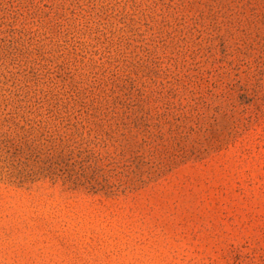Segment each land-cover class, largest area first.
Listing matches in <instances>:
<instances>
[{
  "label": "rangeland",
  "instance_id": "obj_1",
  "mask_svg": "<svg viewBox=\"0 0 264 264\" xmlns=\"http://www.w3.org/2000/svg\"><path fill=\"white\" fill-rule=\"evenodd\" d=\"M0 264H264V0H0Z\"/></svg>",
  "mask_w": 264,
  "mask_h": 264
}]
</instances>
